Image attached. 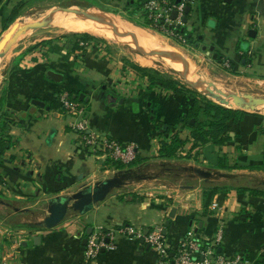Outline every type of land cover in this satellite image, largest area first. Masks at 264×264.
Segmentation results:
<instances>
[{
    "label": "crops",
    "instance_id": "crops-1",
    "mask_svg": "<svg viewBox=\"0 0 264 264\" xmlns=\"http://www.w3.org/2000/svg\"><path fill=\"white\" fill-rule=\"evenodd\" d=\"M25 1L0 0V36L11 11ZM113 1L131 5V0ZM157 1L161 6H181L179 19L184 6L190 7L186 25L181 24L184 31L171 29L180 34L170 37L169 28H160L144 9L146 18L130 7L136 20H144V29L166 34L209 69L240 83L264 86V0H181L178 5L174 0ZM102 23L99 20L87 30L109 28ZM131 32L142 35L148 44L155 42L148 34ZM81 44L73 49L66 37L39 39L15 52L0 70L1 113L10 121L5 134L13 139L0 152V219L13 223L7 226L18 231L12 238L0 236V264H160L136 237L156 229L161 230L170 257L192 231L202 247L214 249L204 258L234 261L238 256L239 264H264V197L231 190L216 194L204 208L202 192L206 182L232 187L264 182V115L247 112L229 126L230 139L221 146L206 144L192 150L188 142L180 158H158L164 137L157 127L172 125L181 139H189L190 130L177 121L191 105V94L150 86L147 77L125 60L93 41ZM49 71L60 74L61 80L53 81ZM62 95L82 107L87 133L134 144L135 160L124 165L89 150L73 128L80 119L62 107ZM223 156L226 165L237 169H219L218 159ZM197 170L211 176L204 178ZM109 179L120 185L88 212L69 210L56 227H42L51 199L70 197ZM38 210L43 214H36ZM97 232H112V240L105 242L114 249L87 258L88 237ZM14 240L20 248H10ZM247 253L254 256L252 261L244 259Z\"/></svg>",
    "mask_w": 264,
    "mask_h": 264
},
{
    "label": "rangeland",
    "instance_id": "rangeland-1",
    "mask_svg": "<svg viewBox=\"0 0 264 264\" xmlns=\"http://www.w3.org/2000/svg\"><path fill=\"white\" fill-rule=\"evenodd\" d=\"M128 1L129 0H126V2ZM67 9H81L82 11H88L90 12L89 14L91 17H88V20H83L82 17L78 18V16L67 15L65 19L54 20L50 24V26L45 27V28H40L33 33L26 34V36H24L23 38H19L17 42L13 45V47L10 50H8V53L6 54V56L2 59L1 61L2 63L0 64V70L3 67H5L8 61H10V59L12 58L15 52H17L18 50H20L22 47H24L30 42H35L43 38L66 37V36H71L73 34H89L95 39V40H92L93 43H96L102 49H105L108 53L114 55L115 57L123 59L125 60V62L131 65H136V66H140L143 68L155 70L158 73H161L162 75L167 76L171 78L172 80H174L175 82H177L180 87H182L183 89L187 91V93L189 94L197 93L203 96L200 92L195 90L193 87L187 85V83L180 77L178 71H176L175 68H171L167 63L166 65L165 62H163V60H161L160 58L148 56V55H142L136 52L134 49L127 46L126 44L121 43L118 39L112 37L111 35L108 36L106 34H103V32L100 33L101 34L100 35V34H96V33H93L87 30L89 26H95L96 24H98V22L93 21L94 19H96L94 18V16L107 14L110 19L116 21L114 24L115 27L108 26L105 22H103L104 24L102 23L103 26L105 25L109 27L110 29L112 28L111 31L117 30V32L122 33L124 29L128 30V33L126 34L130 38L135 39L138 43L140 42L139 39L135 36V33L131 31L133 29L138 32H143L145 34L150 35V37H152L154 41L162 47V48L161 47H158V48L163 50L164 53L165 52L166 53L175 52V54L183 57L188 63V65L186 66L181 61L171 60L175 64L174 66H176L177 70L180 68L182 69L185 68L192 77H193V74L197 75V77H201L205 81H208V82H211L217 85V87L220 90L222 91L224 90L225 92L233 91V92L249 93L255 97L264 98V86H257V85L253 86L252 84L247 85L246 83H240L239 81L235 79L226 77L224 73L218 69H213V68L209 69L207 66H205V63H199L197 60L198 58L195 57V55L191 53V51L187 50L184 47L182 48L181 46L176 44L174 42L175 40L174 41L169 40L165 36L166 34H163L159 31L157 32L154 30L144 29L143 28L144 25L141 24V23H144V20L142 19L136 20L133 16V10L130 9V7L127 6L125 2L121 3V2L113 1V0L112 1L111 0H28V1L23 2L22 5L19 7L20 11L16 17V19L18 17L19 19L16 21V23H20L23 19L26 20V23L30 21L35 22L36 19H38L39 17L48 15V14H53L60 10H67ZM16 19H14L13 21L5 25L4 32L14 27V23ZM136 28H139V29H136ZM149 45L150 47L153 48L151 44ZM163 46H164V49H163ZM166 48L174 50V51H170V50L166 51L165 50ZM0 83H1V79H0ZM193 86L194 87L196 86L195 88L199 90H206V87L204 86L202 87L196 84H193ZM216 94H215L216 97H218L219 94L218 93ZM219 96H220V99L223 97L221 94ZM220 106H223V105H220ZM223 107L234 109V107H229V106H223ZM260 111H261L260 113L264 115V107L261 108ZM39 213L43 214V211L38 210L36 212V214H39ZM25 220H27V218ZM0 221H2V223H0V229L2 231V233H0V236H2L3 234H6L8 238L15 237V235L12 233L17 234L18 231H14L10 228V226L9 227L7 226V224L8 223L10 224L11 222L3 221L2 219H0ZM19 222H20V219L14 221L15 224ZM13 226L15 225L13 224ZM18 235H21V234L19 233Z\"/></svg>",
    "mask_w": 264,
    "mask_h": 264
},
{
    "label": "trees",
    "instance_id": "trees-1",
    "mask_svg": "<svg viewBox=\"0 0 264 264\" xmlns=\"http://www.w3.org/2000/svg\"><path fill=\"white\" fill-rule=\"evenodd\" d=\"M146 2V0H134L133 4L129 5V7H132L135 12L140 10L142 12L143 6ZM21 5L22 4L16 6L11 11L6 21V25L16 19ZM142 14L146 18V15L143 12ZM177 33L180 34L179 31ZM66 38L69 39L73 49L79 48L78 44L80 42L84 45L89 41L95 40L89 34H73L71 36H66ZM129 66L143 76H146L150 86L160 85L161 87L176 94L187 92L185 89L180 87L177 82L155 70L136 65ZM190 94L191 105L188 107L186 112L179 116L177 121V124L180 125L181 128H187L190 130L189 139H181L172 125L163 124L162 126L157 127L159 135L164 137V139L160 141L158 158H180V152L184 145L188 142L191 143L192 150L199 149L206 144L221 146L230 139L228 134L229 126L237 123L244 115L248 114L247 112H242L241 110L220 106L197 93ZM1 108L2 102L0 101V118L2 119L0 123V152H2L6 146L13 144V139L5 134L10 121L4 114L1 113ZM3 116L4 118H2ZM226 160L227 158L224 156L218 159L219 169H237L236 165H226ZM231 190H235L237 194L248 193L252 197H264V182L252 187H232L220 183L206 182L202 186L204 208L211 203L216 194L228 193ZM244 259L252 261L254 256L247 253L244 255Z\"/></svg>",
    "mask_w": 264,
    "mask_h": 264
},
{
    "label": "water",
    "instance_id": "water-1",
    "mask_svg": "<svg viewBox=\"0 0 264 264\" xmlns=\"http://www.w3.org/2000/svg\"><path fill=\"white\" fill-rule=\"evenodd\" d=\"M188 1H191V0H188ZM131 2H133V1H131ZM180 3H181V0H174L175 5H178ZM77 10H80V9L60 10V11H57L56 13L48 14L46 16L44 22L47 21L48 24H51L54 20H57L59 18H64V15H63L64 12L69 13L72 16L78 15L79 13L85 17L88 15V11L78 12ZM189 11H190V7L184 6L183 17L180 19L179 23H175V20L177 18V11L175 9L172 10L170 15H169V20L173 21V22L170 24L169 27L170 28L174 27L176 29H179L180 32L182 33L184 31V28L181 27V24L186 25V23H187L186 16L189 14ZM103 15L108 17L107 14H103ZM94 18H96L93 20L94 22H99V17H97V15L94 16ZM83 20H88V18H83ZM48 24L43 25V23H41V22H31V23H26L21 28L14 26V27L8 29L7 31H5L0 36V61H2V59L6 56L9 48L13 45V42L15 41L16 38H23L26 35V33L30 34V33H33L40 28H45V27L50 26ZM186 30L191 31V28H186ZM14 31H17L18 34H16L12 38H9L10 34H12V32H14ZM120 36L124 40L128 41L127 46H129L130 48L134 49L136 52H138L142 55L158 56L164 60H169V59L170 60H177V61H181L185 66L188 65L187 61L183 57H181L175 53H170V52L164 53V52L151 51V50L144 48L135 39L130 38L125 33H120ZM187 36L190 38V35H187ZM122 43H124V42H122ZM204 49H205V47H203V50ZM212 50H213L212 47L209 48V51H212ZM214 58H215V56H214ZM47 75L53 81L59 82L61 80V75L58 73H55L53 71H49L47 73ZM179 75L187 83V85L193 87L195 90H197V89L194 86H192L193 84H196L199 86H205V87L215 91L219 95L221 94L224 98H230L233 105H234V109L249 112V113H260L261 108L264 107V98L255 97L249 93L222 91L215 84H213L211 82H209V83L204 82L203 81L204 79H202L201 77H199V79H198L195 77L196 75H193V77L188 76L187 70L185 71V74L181 73ZM219 95L217 98L219 100H221ZM216 103H218V102H216ZM32 104L33 105H41V103L38 101H33ZM218 104L223 105L221 103H218ZM223 106H225V105H223ZM197 173L204 178H209L211 176L210 173L203 172L200 170H197ZM224 177H225V175H224ZM119 185H120V182L117 179H109V180L102 182L99 185L94 186L93 188L88 187V188L82 189L81 191L76 192L75 194H73L70 197H56L54 199H51L48 202V209H47L48 216L46 218H44V220L42 222V227L45 229H52V228L56 227L57 225L62 223V221L64 220V218H65V216L69 210L76 211L80 215L85 214L86 212H88L92 208V206L94 204H97L98 202L104 200V198L108 195L110 190L118 187ZM167 225H168V223H166V226ZM90 232H91V229L89 228L88 232L86 233V236H88L90 234ZM82 243H83V245H85L86 239H84Z\"/></svg>",
    "mask_w": 264,
    "mask_h": 264
},
{
    "label": "built area",
    "instance_id": "built-area-1",
    "mask_svg": "<svg viewBox=\"0 0 264 264\" xmlns=\"http://www.w3.org/2000/svg\"><path fill=\"white\" fill-rule=\"evenodd\" d=\"M143 9L149 19L155 21L154 23H157L158 26L162 29L164 27L169 28L170 32L168 34L170 35V37L176 38V36L178 35L177 32L171 30L175 28L169 27V15L174 9L177 11V15H181V6L177 7L171 4H165L161 6L157 0H148L144 4ZM177 21L180 22L179 17L177 18ZM60 101L62 107L68 113L74 114L80 119V122L75 123L73 125V128L80 134L84 145L89 150H91L93 153L100 152L103 155L108 156L113 161L119 162L124 165L130 164L135 160L136 148L134 144L122 145L113 139L98 138L91 133H87L86 122L82 120L84 112L82 107H79L75 102L69 100L67 95H62ZM0 223H2V221H0ZM0 233H2L1 229ZM5 235L6 234H3L2 237H5ZM112 237V232H97L91 234L88 237L85 249L86 257L93 258L98 255L99 251L102 249H114L113 245L105 242V240H112ZM136 237L142 238L143 242L158 256L160 264H239L241 262V257L238 256L234 261L226 260L225 258L220 256L216 257L213 261L204 258L205 255H212L214 253V249L210 246L205 248L202 247L197 241L194 240L192 231H188L185 234L184 239L181 241L172 257L169 256V250L165 245L161 230H153L144 236L141 233H137ZM216 241H220V236H217ZM10 248H20L19 242L14 240ZM7 256L11 257L10 253ZM199 256L202 257V260H199Z\"/></svg>",
    "mask_w": 264,
    "mask_h": 264
},
{
    "label": "bare ground",
    "instance_id": "bare-ground-1",
    "mask_svg": "<svg viewBox=\"0 0 264 264\" xmlns=\"http://www.w3.org/2000/svg\"><path fill=\"white\" fill-rule=\"evenodd\" d=\"M78 12H82V10L80 9V10H77ZM90 12H88V15L85 17V16H83V15H81L80 13L78 14V15H74V16H78V17H82V18H88V17H91L90 16V14H89ZM63 15L64 16H67V15H70L69 13H66V12H64L63 13ZM46 16L47 15H44V16H42V17H39L38 19H36V21L35 22H41V23H43V25H47L48 24V22L46 23V22H44V20H45V18H46ZM98 17H99V20H101V21H103V22H105L108 26H111V27H115L114 26V24H115V22L116 21H114V20H112V19H110L109 17H107V16H103V15H97ZM26 23V20L25 19H23L20 23H14V26L15 27H19V28H21L24 24ZM27 23H31V21L30 22H27ZM109 23V24H108ZM48 25H50V24H48ZM103 26V25H102ZM102 26H100V27H102ZM107 27V26H106ZM96 28H98V27H96ZM112 29V28H111ZM111 29H109V28H107L106 30H104V28L103 29H94V30H89V31H91V32H93V33H96V34H100V33H102L103 32V34H106V35H111L112 37H114V38H116V39H118L121 43L122 42H124V44H126V45H128L127 43H128V41H126V40H124L121 36H120V32H116L115 30H112L111 31ZM124 29V28H123ZM136 29H139V28H136ZM114 31V32H113ZM115 33V34H114ZM122 33H128V30H125L124 29V31L122 32ZM16 34H18V32L17 31H14V32H12V34H10V36H9V38L10 37H12V36H15ZM26 34H28V33H26ZM145 34V33H144ZM101 35V34H100ZM127 35V34H126ZM26 36V35H25ZM107 36V37H108ZM148 37H149V39H151L152 40V38L148 35ZM137 38L139 39V41H141L140 43L142 44V46L144 47V48H146V49H148V50H151V51H156V52H163V50H161L160 48H158V47H161L159 44H156L155 42H153V44H152V46H153V48L152 47H150V45L148 44V42L146 41V39H144L143 38V36L142 35H140L139 33H137ZM19 38H16L15 39V41L13 42V45L17 42V40H18ZM140 44V45H141ZM13 45L9 48V50L13 47ZM162 48V47H161ZM163 48H164V46H163ZM153 57H158V56H153ZM158 58H160V57H158ZM161 60H163V62H165V64L167 63L171 68H175L176 69V71H178V73L179 74H185V71H186V69L184 68V69H182V68H180V69H178L177 70V68H176V66H174L175 64L169 59V60H164V59H162V58H160ZM2 62L0 61V64H1ZM173 63V64H172ZM178 63V62H177ZM176 63V64H177ZM166 64V65H167ZM179 65V64H178ZM174 66V67H173ZM181 66V65H180ZM179 66V67H180ZM4 69H5V67H4ZM188 72V71H187ZM3 73H4V70H3ZM3 73H2V75H3ZM194 75V74H193ZM188 76H191L189 73H188ZM181 77V76H180ZM196 78H198L199 79V77H197V75L195 76ZM1 79V78H0ZM204 82H206V83H209L208 81H205V80H203ZM193 86V85H192ZM217 86V85H216ZM196 87V86H195ZM203 87V86H202ZM205 87V86H204ZM222 87V86H221ZM202 95H204V96H206L207 98H209L210 100H212V101H214V102H218V103H221V104H223V105H225V106H229V107H234V105H233V103H232V101H231V99L230 98H224V97H222L221 98V100H219L217 97H216V95H214V93H216L215 91H213V90H211V89H209V88H207L206 87V90H199V89H197ZM224 91V90H223Z\"/></svg>",
    "mask_w": 264,
    "mask_h": 264
},
{
    "label": "flooded vegetation",
    "instance_id": "flooded-vegetation-1",
    "mask_svg": "<svg viewBox=\"0 0 264 264\" xmlns=\"http://www.w3.org/2000/svg\"><path fill=\"white\" fill-rule=\"evenodd\" d=\"M131 1H133V0H131ZM131 1H129V3L132 5L133 4V2H131ZM128 5V4H127Z\"/></svg>",
    "mask_w": 264,
    "mask_h": 264
}]
</instances>
